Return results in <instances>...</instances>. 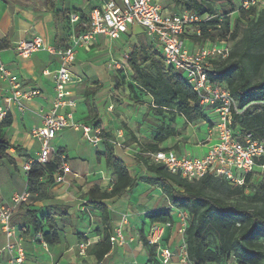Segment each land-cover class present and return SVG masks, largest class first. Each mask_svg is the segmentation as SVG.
Wrapping results in <instances>:
<instances>
[{
	"label": "trees",
	"instance_id": "16d2710c",
	"mask_svg": "<svg viewBox=\"0 0 264 264\" xmlns=\"http://www.w3.org/2000/svg\"><path fill=\"white\" fill-rule=\"evenodd\" d=\"M172 4L182 3L200 17L218 13L214 3L221 2L230 8L221 17L214 18L207 24H201L200 37L190 36L192 44L202 45L225 40L229 45L226 59L211 61L212 71L208 79L213 84L225 88L233 100L237 113H233L231 129L238 141L246 134L253 139L264 141V9H240L235 12L233 0H170ZM235 13L233 25H230L229 13ZM81 29V26L78 28ZM6 45L0 43V50ZM127 65L131 74L128 81L119 74L116 87L127 85L128 90L139 99L149 96V110L153 116L162 118L168 115L169 122L182 118L184 124L202 121L210 124L209 111L200 106L199 99L192 88L185 82L182 72L166 67L161 54L154 43L149 46L133 47ZM96 120V119H94ZM10 124L5 119L0 128ZM99 127L98 123L95 124ZM177 136L175 129L160 124L156 128L152 143L147 144L143 152L155 153L169 151L161 147L169 138ZM106 137V135H105ZM10 145L0 138V161L6 159L14 166L12 159L5 155ZM64 154L57 151V156L47 164H34L31 177L26 179V188L35 201L53 199L52 188L60 160ZM104 166L112 171L114 182L109 191L94 187L85 194L89 207L100 213V240L86 250L96 264H100L112 249L110 219L104 201L120 197L133 189L138 180L131 176L122 160L115 157L111 146L105 143L103 154ZM149 178L142 181L157 187L166 197L168 206L148 214L152 223H169L172 209L182 210L189 216L184 228L186 260L190 264H264V181H258L253 175L246 176L241 186H233L222 177L206 175L201 179L188 182L172 175L162 165L145 163ZM59 210V209H57ZM17 211L24 212L19 224L12 225L22 229L24 235L40 234L48 248L59 244L58 221L69 222L66 214L59 210L39 216V211L21 204ZM14 213V214H15ZM13 214V215H14ZM54 215L57 216L54 218ZM13 220V217H12ZM140 242L147 250V263L157 264L155 246L148 243L140 233Z\"/></svg>",
	"mask_w": 264,
	"mask_h": 264
},
{
	"label": "crops",
	"instance_id": "0c3cea01",
	"mask_svg": "<svg viewBox=\"0 0 264 264\" xmlns=\"http://www.w3.org/2000/svg\"><path fill=\"white\" fill-rule=\"evenodd\" d=\"M53 1L0 0V43L6 45L0 50V59L9 71L19 78L25 89L40 91L39 96L23 103V111H19L14 104H10L6 117V119L9 118L10 124L0 128V138L10 145L5 155L14 162V166L9 165L13 170L10 167L5 168L0 178V198L3 202H8L12 195L21 193L25 189L26 176L21 166L26 161L36 158L39 151V142L30 136V131L41 126L42 116L50 107L53 98L52 74L58 68V57L51 55L47 49L59 51L69 46L72 34V28L68 22L69 14L77 13L80 18L79 24H85L92 9L101 8L107 4L119 5V0L117 3L107 0H79L76 6H74L73 0H55L54 4ZM169 2L171 1L158 0L166 12H180L171 10ZM81 29L84 30L82 27ZM33 37H40L45 49L33 53L26 59L18 56L14 51L16 44L22 40H31ZM145 43L148 46L150 43H154L155 48L158 49L156 39L148 37L142 28L131 26L118 41L97 36L88 49L78 50L71 68L74 81L72 92L76 101L73 120L78 124L89 126H95L98 123L108 140H104L96 146L91 145L95 149L91 154L92 162H94L91 166L85 160H81L72 150H67L65 146L56 147L54 145L57 138H62L64 130L51 141V146L57 151L62 150L67 157L72 172L68 179L69 182H74L70 185L78 188L81 186V191L78 194L70 193L69 183H55L51 189L52 200L40 202L31 198L28 203L24 204L38 211L43 206L47 207L51 204L56 210L64 212L69 219V222H62V227L58 225L60 242L52 248L37 243L31 235H24L20 232L16 234L24 246L25 264H27L28 249L35 250L37 248L43 253L40 264H96L94 258L86 251L85 254L80 255L76 246L80 242H87L89 246L86 250H88L100 240L98 233L101 231L100 213L89 207L85 194L94 187L101 191H109L114 182L112 171L104 166L103 158H97V154L104 153L105 143L111 146L114 156L123 161L130 175L138 180L133 189L120 197L102 203L110 219V233L112 234V231L117 227V222H113L110 218L111 214L126 211L130 213V221L132 220V226L136 230L139 242L140 233L147 239L144 229L150 228L152 224L147 218L148 214L168 206L167 199L159 188L142 181L143 178L151 177L145 166L146 162L151 163L150 153L143 152L145 146L140 144V137L145 138L146 136L145 128L141 126L143 118L146 113L148 117H153V113L149 110L151 98L146 95L139 98L144 103L137 106L134 112L135 119L128 115L127 109L114 105V103L122 102V93L127 92L131 97L134 95L128 90L127 85L119 87V92L116 90V78L123 73L110 63H122L124 56L129 54L133 47L145 46ZM188 48L196 49L191 44L188 45ZM130 74L131 71L127 75H122L125 77V81H128ZM5 89V84L0 81V106H5V99L8 95ZM213 117L214 115L209 114L210 119ZM177 119L184 123L182 118ZM139 124L141 127L138 130L131 127ZM204 124V128L201 129L204 135L197 139L196 144L177 143L173 148H169V151L192 156L203 155L206 151L203 143L209 128V124ZM120 125L122 128H118ZM187 125L190 126V124ZM109 140L120 142V147H113ZM127 140H130L129 147L124 145ZM36 143L38 146L35 147ZM134 147L141 149L134 150ZM161 147L168 148L166 141ZM18 170L22 171L24 175L21 176ZM69 199L75 203L73 208L77 213L78 220L76 221L71 219L70 213L65 209ZM143 200L147 201L146 205H139ZM82 201H86L85 206L81 205ZM59 210L53 213H57ZM16 214L22 221L24 212L17 211ZM14 215L12 221L16 223ZM122 232L125 236L123 227ZM169 234L170 227H166L161 245L170 249L172 253L170 264H172V261L174 263L177 260V245L180 238L169 239ZM6 243L7 239L0 232V249ZM139 246H116L109 251L100 264H148L147 250L141 242ZM7 258L6 252H2L0 264H6ZM155 259L158 262L156 256Z\"/></svg>",
	"mask_w": 264,
	"mask_h": 264
},
{
	"label": "built area",
	"instance_id": "2783aa9c",
	"mask_svg": "<svg viewBox=\"0 0 264 264\" xmlns=\"http://www.w3.org/2000/svg\"><path fill=\"white\" fill-rule=\"evenodd\" d=\"M235 12L240 9H264V0H233ZM221 17L218 13L200 17L192 11L166 12L158 0H119V5L107 4L101 8H94L89 12L88 21L79 24L77 13L68 16L72 28L70 44L62 50L47 49L51 55L58 57V68L52 74L53 98L50 107L42 116L41 126L30 131V136L39 142L36 158L26 161L21 169L26 179L31 177L34 164H47L51 158L57 156V150L51 146V141L66 128L81 131L82 139L92 146L104 140V131L100 127L78 124L73 120L76 101L73 97L74 84L71 68L74 65L79 49H88L97 36H103L111 41H118L129 27L142 28L148 37L156 39L162 61L166 67L180 71L185 82L196 93L200 106L208 109L214 115L210 119L209 128L204 139L205 153L201 156L177 154L174 151H158L150 153L153 164L162 165L167 172L188 182H194L209 175L222 177L230 185L241 186L244 178L253 175L258 181H264V141L253 139L250 134L243 136L242 141L234 137L231 129L233 113H237L229 92L208 79L212 71L211 61L226 59L229 45L225 40L215 43L206 42L196 46L195 50L188 48L192 44L190 36L200 37L201 24H207L212 19ZM80 25L84 30L76 29ZM40 37L19 41L14 51L23 59L33 53L44 50ZM130 54V53H129ZM129 54L124 56L122 63H110L127 75L130 68L127 65ZM46 74V73H45ZM0 81L5 84L8 94L5 106H0V125L6 119L8 107L14 104L19 111H23V103L33 100L40 95L38 89H25L19 78L12 74L0 59ZM111 110V108H109ZM113 147H120V142L109 140ZM60 164L54 181L57 184H68L71 169L67 157H59ZM33 198L27 188L10 197L8 202L0 198V232L7 239V243L0 249L7 254L6 264H25V250L22 240L16 234L24 230L12 225V217L17 207L26 204ZM86 201L81 205L85 206ZM86 211V209H83ZM127 223V217L122 215L120 225L116 227L109 238L112 248L125 244L122 227ZM153 225L152 233L147 238L150 245L155 246V254L159 264H170L172 253L169 248L161 245L164 229H156ZM186 224L182 225L183 234ZM154 230V231H153ZM37 243L46 246L40 234L35 235ZM182 261L186 260L185 243L182 239ZM89 244H77L78 253L85 254ZM231 264H234L233 262Z\"/></svg>",
	"mask_w": 264,
	"mask_h": 264
},
{
	"label": "rangeland",
	"instance_id": "374dc122",
	"mask_svg": "<svg viewBox=\"0 0 264 264\" xmlns=\"http://www.w3.org/2000/svg\"><path fill=\"white\" fill-rule=\"evenodd\" d=\"M27 1H31V0H27ZM79 0H73V4L74 6L77 5ZM109 2L112 3H117L118 0H107ZM55 3V0L53 1V4ZM169 8L171 10L174 11H181L184 10L186 7L180 3L177 2L176 4H172L171 2H169ZM214 8L215 10L221 14L225 13L226 11H229L230 8L228 6H225L224 3L221 2H216L214 3ZM228 18L230 19V25H233V20L235 19L234 17L236 16L235 13H229ZM195 47L198 46L197 44H193ZM145 46L147 47L148 44L145 43ZM121 87V86H120ZM116 90H119V87H116ZM119 92V91H118ZM122 102L121 103H114V105H118V106H122L125 109H127V113L129 116H132L133 119H135V110L137 108L138 105L144 103V101L136 99V97H131V95L129 93H122ZM115 109V108H114ZM133 113V115H132ZM135 121V120H133ZM164 124V125H169L171 127H173L175 129V131L177 132V136L175 137H169L166 140V147L168 148H173L175 144L177 143H182V144H187V142H190L191 144L189 145H193L196 144L197 139L199 137H202L204 135V133L202 132V128H204L205 124L202 121H197L194 124L188 126L187 124H184L181 120L175 119L174 123H170L169 122V118L168 115H164L162 118H157L155 116L153 117H148V114L146 113L144 118H143V124H141V126H143L145 128V138L140 137V144L143 146H146L149 143L153 142V139L155 137V133H156V128L160 125V124ZM139 125H135V127L131 126L132 128H135V130H138L140 127ZM118 128H122L121 125L118 126ZM120 141V139H119ZM168 143V144H167ZM130 140H127L124 142L125 146H130ZM54 145L56 147H60V146H65L67 148V150H72L73 153H75L81 160H85V162L87 164H89L90 166L92 165V163L94 164V162H92V158H91V154L94 153V150L92 148V146L90 144H88L87 142H85L82 139V133L81 131H74L72 128H66L64 129V134L62 135V138H57L54 141ZM38 146V144H35V147ZM138 148L141 149L140 147H134V150ZM94 159V158H93ZM10 167L9 164L6 162V159H3L0 161V178L3 175V171L5 170V168ZM10 169H12L10 167ZM13 170V169H12ZM19 174L21 176H23V172L20 170ZM70 181V180H69ZM69 183V192L70 193H75L78 194L81 191V186L78 188L77 186H73L70 184H73L74 182H68ZM111 184V181H110ZM22 185V184H21ZM56 187V186H55ZM73 189H75V191H73ZM68 201V200H66ZM145 201V202H144ZM147 203L146 200H143V202H141L139 205H143L145 206ZM44 205L46 206V203H44ZM49 204L47 207H44L39 209V216H43L48 214L49 212H51L50 214H52L53 212H56L57 210L55 208H53V205ZM75 205L74 201L72 202V200L69 199V201L66 203L65 209L66 212L70 213L71 219L73 221L78 220V218L76 217V211L73 208ZM122 215H125L127 217V223L125 226H123L124 228V232H125V244L120 245V246H124V245H140L139 242V238L138 235L136 233V230L133 228L132 226V220L130 221V213L126 212V211H121L119 213H112L110 218L113 222H117V227L120 225V218ZM15 218V222L16 224L20 223L19 217L18 215L15 213L14 215ZM54 218H56L54 216ZM57 220V218H56ZM189 221V216L182 210H176V209H172L171 212V221L169 223H156L155 225H158L156 229H165L166 227H170V234H169V239H174L175 237H177V239H179V243L177 245V253H176V261L172 264H190L187 261H182L183 258V253L181 252V246H182V239L184 241V235L180 234V230L182 228V225L187 224ZM58 225L60 227H62V222L58 221ZM153 223L150 225V228H146L144 229L145 235L147 236V238L151 235L152 233V227H153ZM154 231V230H153ZM150 238V237H149ZM140 247V246H139ZM145 250V249H143ZM146 252V251H145ZM75 254V253H74ZM42 255L43 253L41 252V250H39L38 248L33 250V249H28V258H27V264H40L39 262H42ZM77 256V254H76ZM232 261H227L226 264H231Z\"/></svg>",
	"mask_w": 264,
	"mask_h": 264
},
{
	"label": "water",
	"instance_id": "95a60500",
	"mask_svg": "<svg viewBox=\"0 0 264 264\" xmlns=\"http://www.w3.org/2000/svg\"><path fill=\"white\" fill-rule=\"evenodd\" d=\"M105 1V0H104Z\"/></svg>",
	"mask_w": 264,
	"mask_h": 264
}]
</instances>
